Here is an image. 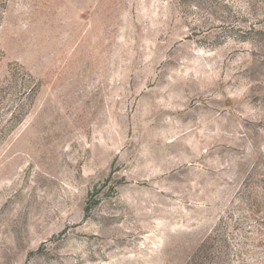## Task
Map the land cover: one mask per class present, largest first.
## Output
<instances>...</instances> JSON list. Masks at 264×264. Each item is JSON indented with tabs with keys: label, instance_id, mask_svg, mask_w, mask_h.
<instances>
[{
	"label": "rangeland",
	"instance_id": "rangeland-1",
	"mask_svg": "<svg viewBox=\"0 0 264 264\" xmlns=\"http://www.w3.org/2000/svg\"><path fill=\"white\" fill-rule=\"evenodd\" d=\"M0 264H264V0H0Z\"/></svg>",
	"mask_w": 264,
	"mask_h": 264
},
{
	"label": "trees",
	"instance_id": "trees-1",
	"mask_svg": "<svg viewBox=\"0 0 264 264\" xmlns=\"http://www.w3.org/2000/svg\"><path fill=\"white\" fill-rule=\"evenodd\" d=\"M33 93H34V87H32V88H28L25 92H24V96L26 97V98H24L25 100L27 99H29V98H31V96L33 95ZM17 107L19 108V104L17 105ZM21 109H23V107H21ZM13 115L15 116V113H13ZM20 117H21V115H20ZM19 117V118H20ZM19 120V119H18ZM17 120V121H18ZM19 122V121H18Z\"/></svg>",
	"mask_w": 264,
	"mask_h": 264
}]
</instances>
